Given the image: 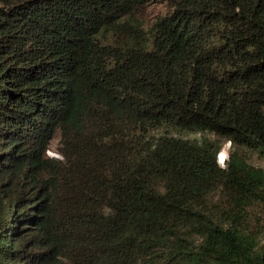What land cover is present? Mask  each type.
I'll return each mask as SVG.
<instances>
[{
    "label": "trees",
    "instance_id": "obj_1",
    "mask_svg": "<svg viewBox=\"0 0 264 264\" xmlns=\"http://www.w3.org/2000/svg\"><path fill=\"white\" fill-rule=\"evenodd\" d=\"M242 150L264 0H0V264H264Z\"/></svg>",
    "mask_w": 264,
    "mask_h": 264
},
{
    "label": "rangeland",
    "instance_id": "obj_2",
    "mask_svg": "<svg viewBox=\"0 0 264 264\" xmlns=\"http://www.w3.org/2000/svg\"><path fill=\"white\" fill-rule=\"evenodd\" d=\"M149 13L151 16H155L157 14H162L165 15L167 13V9L163 6H153L149 8ZM59 142V139H56L52 145V148L50 150V153L56 154L59 156L58 152L56 151L57 149V144ZM232 149V145L230 142L224 141L223 145V152L224 154H229L230 150ZM245 159L252 165L264 168V159L260 158L258 155L247 151V150H242Z\"/></svg>",
    "mask_w": 264,
    "mask_h": 264
},
{
    "label": "built area",
    "instance_id": "obj_3",
    "mask_svg": "<svg viewBox=\"0 0 264 264\" xmlns=\"http://www.w3.org/2000/svg\"><path fill=\"white\" fill-rule=\"evenodd\" d=\"M48 154H49L50 156H52V157L60 158V156H58V155H56V154H52V153H50V151L48 152Z\"/></svg>",
    "mask_w": 264,
    "mask_h": 264
},
{
    "label": "clouds",
    "instance_id": "obj_4",
    "mask_svg": "<svg viewBox=\"0 0 264 264\" xmlns=\"http://www.w3.org/2000/svg\"><path fill=\"white\" fill-rule=\"evenodd\" d=\"M59 154V153H58ZM49 155V154H48ZM50 156V155H49ZM59 156H60V154H59ZM52 157V156H51ZM53 158H55V157H53ZM57 159H62V157L60 156V158H57Z\"/></svg>",
    "mask_w": 264,
    "mask_h": 264
}]
</instances>
